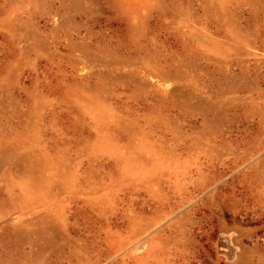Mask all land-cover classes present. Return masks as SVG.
I'll list each match as a JSON object with an SVG mask.
<instances>
[{
    "label": "rangeland",
    "instance_id": "obj_1",
    "mask_svg": "<svg viewBox=\"0 0 264 264\" xmlns=\"http://www.w3.org/2000/svg\"><path fill=\"white\" fill-rule=\"evenodd\" d=\"M0 264H264V0H0Z\"/></svg>",
    "mask_w": 264,
    "mask_h": 264
}]
</instances>
